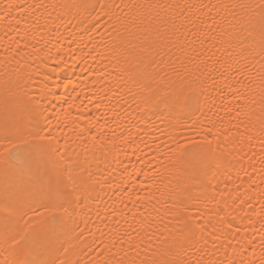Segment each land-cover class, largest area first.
<instances>
[{"label": "snow or ice", "instance_id": "obj_1", "mask_svg": "<svg viewBox=\"0 0 264 264\" xmlns=\"http://www.w3.org/2000/svg\"><path fill=\"white\" fill-rule=\"evenodd\" d=\"M42 7L20 0H0V21H7L18 37L23 32L26 39L28 30L23 18ZM106 7L99 5L101 10ZM174 7L181 10V16L191 25L189 32L193 40L201 28L192 18V9L203 10L209 16L213 9L228 7L244 12L243 16L234 17L236 24L224 48L227 59L221 57L215 61L221 68L218 78L213 75L217 69L208 67L213 63L212 57H208L207 63L201 61L196 65L198 69L204 68L200 75L192 77L186 72L178 87H167V73L163 69L176 72L177 67L175 62L165 64L164 50L169 49L171 41L160 36L151 46L159 60L155 56L145 58L147 47L139 51L134 47L122 50L121 82L115 90L104 92L95 101L96 111L101 112L99 116L83 112L73 117L72 110L80 105L74 101L68 104L67 99L63 103L68 104V109L60 113H50L51 105H41L39 98L30 105L10 103L8 97L0 103V264H264V0L255 4L185 3ZM96 19L98 24L99 15ZM168 22L174 25V18L170 17ZM97 24L92 25V30ZM203 42L215 47L210 35H205ZM95 51L93 48L89 54ZM201 55L203 52L197 54ZM257 59L261 65L262 94L260 115L255 117L254 113L248 115L243 110L241 88L245 87L248 63ZM233 73L235 82L227 83L229 74ZM125 76L139 90L135 95L144 93V103L151 102L156 112L163 111L167 116V131L158 127L150 129V121L142 112H128L127 101L120 95L127 87ZM73 83L69 80L62 86L69 88ZM210 88L219 93L221 101L233 97L237 107L214 102L209 107ZM102 106L112 113V122L123 128V141L133 144L153 131L167 141L156 144L161 152L153 160L160 167L152 168V161H147L151 174L149 170L137 172L142 179L135 180H128L125 175L118 179L106 177L114 182L108 189L113 196H107V192L93 195L90 188L96 186L76 184L73 168L78 165L69 154L71 137H63L62 145L61 137L57 136V130L63 132L64 128L82 143L106 139L109 132L115 135L108 127ZM209 111L214 119L207 114ZM225 116L231 119L225 121ZM240 116L244 119L234 122ZM254 117L259 123L258 134L252 131ZM121 119L124 125L120 124ZM160 154L167 164L159 160ZM231 169H236L235 177L240 183L229 177L231 188L225 183L207 199L191 195L193 188L213 187L211 180L217 178V173ZM122 171L132 175L127 167ZM161 185L164 192L160 191ZM156 192L164 201L162 209L157 207L160 200ZM88 199L96 202V220L92 221L90 216L77 220L73 213L86 208ZM100 205L104 206L103 210ZM89 222L95 226V232L88 227ZM253 233H259V256ZM89 238H92L90 244ZM73 239L83 243L79 249L83 255L77 254L76 259L69 261L66 256ZM89 253H94L95 259L83 258Z\"/></svg>", "mask_w": 264, "mask_h": 264}, {"label": "bare ground", "instance_id": "obj_2", "mask_svg": "<svg viewBox=\"0 0 264 264\" xmlns=\"http://www.w3.org/2000/svg\"><path fill=\"white\" fill-rule=\"evenodd\" d=\"M20 2L40 4L44 7L37 8L34 13L30 12L27 17L23 18L26 20L25 27L28 30L26 39L23 38V32L18 37L7 21H0V103L5 97H8L10 103L20 102L23 105H30L39 98L41 105H51L50 113H60L67 110L68 104L74 101L80 105L79 109L72 110V116L77 117L83 112L94 116L101 115V112L96 111L94 103L104 95V92L110 89L115 90L116 85L121 82V65L123 63L121 53L123 49L134 47L139 51L141 47H147L148 55L145 58L149 59L155 56L156 49L151 46L160 36H163L166 41H171L170 50H164L167 53L164 57L165 64L175 62L177 67L176 72L169 71L168 68L163 69V72L167 73L165 76L167 87L173 89L178 87L186 72L192 77L200 75L204 68L201 66L198 69L196 65L201 61L207 63L208 57H212L213 61L208 64V67L217 69L213 75L218 78L221 68L215 61L221 57L227 59L224 48L227 47L231 28L236 24L234 17L239 18L244 15V12L228 7L213 9L209 16L203 10L192 9V18L201 28L198 37L193 40L189 32L191 25L185 22L181 16V10L174 6L185 3L255 4L259 0H20ZM100 4H106L108 7L101 10ZM89 5L97 7L94 9L86 7ZM113 5H120V8L113 7ZM125 5L127 7H124ZM170 5L173 7H169ZM98 15L99 23L97 24L96 17ZM170 17L174 18V25L168 22ZM197 17H199L198 20ZM17 18L21 19L22 17ZM93 24H97L94 30H92ZM205 35L213 37L215 47L203 42ZM244 35L247 33L245 32ZM253 36L258 38L257 33H253ZM93 48L96 51L89 54ZM201 52L203 55L197 56ZM155 58L160 59L159 56H155ZM260 70L261 65L258 59L251 60L245 69L243 81L245 87L241 88V94L244 96L243 110L248 115L254 113L255 117H258L261 111ZM157 71L160 69L157 68ZM37 72H39V76L36 75ZM101 75L105 77L103 80L97 78ZM69 80L75 81V83L69 88H64L62 85L68 83ZM124 81L127 83V87L120 92V95L127 101L125 107L128 112L133 114L136 111L142 112L144 118L150 121V129L158 127L167 131V116L163 111L156 112L151 107V102L145 104L144 93L140 92L139 95H135L139 90L127 82L126 76ZM234 82V73L229 74L227 83ZM57 85L60 86L57 87ZM208 93L210 95L209 107L213 102L217 105L228 103L230 107H237V101L231 96H227L224 101H221L216 90L210 88ZM64 99L68 100V104L63 103ZM203 99L202 97L201 102ZM89 100L93 103H89ZM162 108L163 105H161ZM102 110L105 114L104 118L109 120L108 127L114 130L115 135L109 132L106 139L97 141L89 139L82 143L72 135L68 128H64L63 132L57 130V136L61 137L62 145L63 137H71L69 154L72 156V162L78 165L73 168L76 184L96 186L90 188L93 195L97 193L104 195L107 192V196H113V193L108 189L114 182L106 177L115 176L118 179L121 175H125L128 180L142 179V176H137L136 173L149 170L147 161H152V168L160 167L158 161L153 160V157L161 152V149H157L156 144L167 141L166 137L153 131L152 135H142L135 143L129 144L121 138L123 128L112 122V113L103 106ZM214 111H219V109H214ZM207 114L213 119L215 118L211 111ZM221 115L224 114L221 113ZM255 117L253 118L252 131L258 134L259 123ZM224 119L227 121L231 117L225 116ZM243 119L244 117L240 116L234 122ZM162 121L164 122L162 123ZM120 124L124 125L122 119ZM127 126L132 127V124ZM135 130L133 129V131ZM155 137L158 139H156V143H153ZM144 142L149 147H145ZM138 148L143 151H138ZM256 151H259V145H257ZM159 160L165 164L168 163L162 154L159 155ZM244 164L247 167V158H245ZM125 167H127L128 173L132 174L131 176L123 173L122 170ZM149 172L151 174L150 170ZM235 172L236 169H231L223 174L217 173V178L211 180L213 187L193 188L191 195L207 199L214 194V189L219 191L225 183H229V177L236 183H240V180H236ZM240 175L242 177L243 173ZM229 187H232L231 183H229ZM160 191H165L163 185L160 186ZM154 194L160 200L157 207L162 209L165 205L163 199L160 198V193ZM108 203L111 204L112 201H108ZM85 204L87 207L78 208L73 213L74 217L79 220L81 216L85 218L90 216L91 220L95 221L96 202L88 199ZM99 207L103 210L104 206L100 205ZM116 207L119 208V204ZM129 208H133V206L129 204ZM149 211H152L151 207H149ZM191 211H195V209H191ZM152 214L154 216L155 212ZM128 219L131 221V217ZM244 222L247 223V221ZM81 226L83 227V225ZM88 227L95 232V226L91 222ZM256 227L258 228L259 224ZM253 235L257 256H259V233H253ZM91 242L92 238H89L87 243ZM70 244L72 247L66 256L69 261L76 259L77 254L83 255L79 249L84 246L83 243L74 239L70 241ZM125 250L127 249L125 248ZM90 257L95 259L94 253H89L83 258L87 260ZM192 258L190 255L189 259Z\"/></svg>", "mask_w": 264, "mask_h": 264}]
</instances>
